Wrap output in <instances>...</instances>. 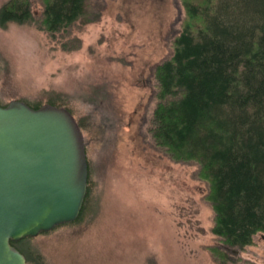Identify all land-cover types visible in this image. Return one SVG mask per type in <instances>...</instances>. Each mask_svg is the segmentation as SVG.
I'll return each mask as SVG.
<instances>
[{
    "label": "rangeland",
    "instance_id": "1",
    "mask_svg": "<svg viewBox=\"0 0 264 264\" xmlns=\"http://www.w3.org/2000/svg\"><path fill=\"white\" fill-rule=\"evenodd\" d=\"M29 2L39 17L42 0ZM86 8L53 36L36 20L0 26V102L59 100L83 124L89 163L80 218L20 243L27 264H264V232L242 248L222 243L199 164L152 137L154 67L182 28V0H88Z\"/></svg>",
    "mask_w": 264,
    "mask_h": 264
},
{
    "label": "trees",
    "instance_id": "2",
    "mask_svg": "<svg viewBox=\"0 0 264 264\" xmlns=\"http://www.w3.org/2000/svg\"><path fill=\"white\" fill-rule=\"evenodd\" d=\"M87 1L42 0L36 18L29 0H7L0 6V26L36 20L53 36L84 17ZM182 5L184 21L171 53L154 67L158 102L151 133L173 158L199 164L214 213L212 233L242 248L264 232V0H182ZM19 100L32 108L62 105L56 99ZM88 193L89 183L74 221ZM27 239L11 242L26 264L30 255L20 243ZM212 249L224 262L226 252Z\"/></svg>",
    "mask_w": 264,
    "mask_h": 264
},
{
    "label": "water",
    "instance_id": "3",
    "mask_svg": "<svg viewBox=\"0 0 264 264\" xmlns=\"http://www.w3.org/2000/svg\"><path fill=\"white\" fill-rule=\"evenodd\" d=\"M87 180L83 133L67 108L0 105V264H26L11 242L74 221Z\"/></svg>",
    "mask_w": 264,
    "mask_h": 264
}]
</instances>
